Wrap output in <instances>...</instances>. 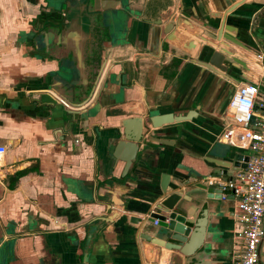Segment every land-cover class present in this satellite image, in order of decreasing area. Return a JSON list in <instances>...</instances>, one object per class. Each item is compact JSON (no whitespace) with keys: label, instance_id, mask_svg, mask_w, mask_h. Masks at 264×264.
<instances>
[{"label":"crops","instance_id":"1","mask_svg":"<svg viewBox=\"0 0 264 264\" xmlns=\"http://www.w3.org/2000/svg\"><path fill=\"white\" fill-rule=\"evenodd\" d=\"M114 1L120 2L116 20L104 33L102 14L83 13L88 0H0V148L5 150L0 154V264H147L139 248L142 224L129 220H143L153 211L161 177L176 187L203 177L215 183L209 161L238 154L218 136L237 87L259 82L264 66L235 56L248 68L233 71L234 81L225 80L191 63L180 48L194 40L193 27L198 34L215 32L220 20L207 15L223 11L225 3L243 1L234 16L259 13L264 22V0ZM168 16L179 21L171 44L159 22ZM228 23L238 30L240 47L229 44L232 52L244 56L253 50L255 60L263 55L264 28L243 19ZM252 25L256 38L248 32ZM95 28L102 34L94 40ZM87 42V66L94 65L91 54L97 51L104 67L90 100L72 109L70 117V108L50 89L63 95L60 61L83 59L81 46ZM132 112L173 117L193 112L194 117L153 130L155 138L172 145L147 144L122 178L125 163L113 151L121 121L136 117ZM109 185L123 194L119 201L126 202V218L99 230L88 257L89 232L108 215L98 195L109 200ZM236 205L235 199L209 214L219 220V231L204 264H233ZM160 258L158 264H171L170 251L162 250ZM259 261L264 264V241Z\"/></svg>","mask_w":264,"mask_h":264},{"label":"water","instance_id":"2","mask_svg":"<svg viewBox=\"0 0 264 264\" xmlns=\"http://www.w3.org/2000/svg\"><path fill=\"white\" fill-rule=\"evenodd\" d=\"M88 1L89 3H87L89 5L87 3L85 4V12H83L85 15L91 13L103 14L107 21L111 23L115 22L116 18L113 17V15L115 16L117 11L116 7L120 6V2L114 0ZM242 3L244 2L242 1L232 5H227L225 3L226 9H223V11L218 10L216 13L208 14L207 17L220 20L216 31L205 33L200 29L201 34H198V32H196L197 30L193 27L194 32L191 33L194 36V40L189 41L186 46L180 48L185 53L191 55L189 59L191 63L225 80L234 81L232 78L233 76H230L231 73H233V71L243 72L244 66L245 69L248 68V62L253 65L262 64L264 66V52L263 59L260 62L251 57L255 54L253 50L248 52L249 55L243 56L238 52H232L228 48L229 44L240 47L236 38L238 30L235 33V27L233 28L228 23L230 19H243L244 21H249V23L253 22L254 25L258 24L259 28H264V22L260 21L259 13H255L253 16H234L235 14H233V12H235ZM105 19H103L104 22ZM159 22H164L162 33L168 37V40L165 42L171 44L174 37L178 34L179 21L174 19L173 16H168V18L160 20ZM201 23L203 24L204 21H201ZM254 25L248 28V32L252 37L256 36ZM111 26L112 24L109 28H111ZM231 27L233 29H230ZM244 29H246V27H244ZM81 48H83L81 50L83 52V59L81 55L73 60L65 56V58L60 61L62 65L60 78L66 88L63 95L57 93L52 87L50 89L58 96L62 105L70 108V110L66 112V115L70 117H74V111H72V109L78 108L90 100L104 67L102 62L92 67L89 64L88 67L86 64L88 42L81 46ZM192 49L195 50V52ZM192 51L194 53L190 54ZM235 56L244 57L243 59L247 63ZM64 73H68L70 77H65ZM107 80L108 76L105 78V82ZM102 86L103 85L99 88L97 99L102 90ZM95 101L90 109L94 108L96 104ZM53 103L54 101H51L48 105L54 106ZM123 111L125 113L129 112L126 109H123ZM132 113L135 114L136 117L121 121L122 131L118 132L119 139L113 151L114 158L125 163L122 178H124V174L127 172L132 162L135 161L138 153L147 144L157 143L160 145H172L170 143L171 141L167 139L155 138L153 136L155 134L153 130H159L172 123L191 121L194 117L192 116L193 112L187 113L185 116L177 117L170 115L152 116L149 112ZM70 134L71 130L63 135L69 136ZM247 161L248 158L243 157L242 154L228 156L225 160L209 161V163L215 167L209 177L219 180L215 183H209L207 177H203L197 178V181L194 183L188 181L182 184L183 187H176L173 185L172 181L170 182L168 176H162L159 193L154 195L155 203L153 211L143 220H129L130 224H142L144 232L139 233V248L144 261L147 264H158L162 250H167L171 252V264H204V255L212 250V238L217 236V232L219 231V220L213 216L209 217V214L219 213V207H221L223 203L235 200L234 192L229 190L227 184L235 180L234 176L237 172L245 169ZM110 188V185L106 186V195L110 196L109 200L104 199V194L98 195V197L103 199L108 215L98 219L97 224L92 228L91 232H89L90 235L87 239L89 249H87L86 253L88 257V251L94 242V236L99 233V230L108 225H112L115 220L126 218L122 213V210L124 211L125 209L126 202L119 201V198L123 194H120L118 190H110ZM113 207L121 209V211L118 210L115 212ZM230 216H233V213H231ZM155 221H157V229L153 230L152 226ZM103 235L107 239V234ZM263 241L264 233L261 244L259 245V251Z\"/></svg>","mask_w":264,"mask_h":264},{"label":"built area","instance_id":"3","mask_svg":"<svg viewBox=\"0 0 264 264\" xmlns=\"http://www.w3.org/2000/svg\"><path fill=\"white\" fill-rule=\"evenodd\" d=\"M260 62L263 55H258ZM228 123L218 142L247 157L245 169L227 184L236 199L239 224L234 236L233 264H260L259 245L264 233V75L259 82L238 86L230 100ZM5 152L0 148V154ZM157 226V221L153 223Z\"/></svg>","mask_w":264,"mask_h":264},{"label":"flooded vegetation","instance_id":"4","mask_svg":"<svg viewBox=\"0 0 264 264\" xmlns=\"http://www.w3.org/2000/svg\"><path fill=\"white\" fill-rule=\"evenodd\" d=\"M103 19H105L104 18V15L102 14V16L100 17V21L102 22V26L104 27V29H105V31H104V33L106 32V31H109V29H111V28H109V26L111 25L110 23H109V21H107L106 19H105V22H104V20ZM112 24H114V22L112 23ZM107 26V27H106ZM106 27V28H105ZM108 33V32H107ZM101 34H102V32H101ZM101 34H100V29H93L92 30V37H93V39L95 40L96 38H97V36H101ZM95 42V41H94ZM94 44L95 43H93L92 42V47H94ZM94 49H97V47H94ZM93 50V49H92ZM91 55H93V59H92V62L94 63V65H96L97 63H99L100 62V60L98 59V57H96V55H97V51L96 52H94V54H93V51H92V54ZM99 55L101 56V51H99Z\"/></svg>","mask_w":264,"mask_h":264},{"label":"bare ground","instance_id":"5","mask_svg":"<svg viewBox=\"0 0 264 264\" xmlns=\"http://www.w3.org/2000/svg\"><path fill=\"white\" fill-rule=\"evenodd\" d=\"M160 262H161V258H160Z\"/></svg>","mask_w":264,"mask_h":264}]
</instances>
